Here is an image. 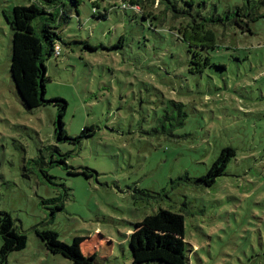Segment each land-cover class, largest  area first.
Listing matches in <instances>:
<instances>
[{"label":"rangeland","instance_id":"1","mask_svg":"<svg viewBox=\"0 0 264 264\" xmlns=\"http://www.w3.org/2000/svg\"><path fill=\"white\" fill-rule=\"evenodd\" d=\"M153 1L67 3L44 98L66 102L67 136L87 128L70 143L55 141L59 108L26 109L9 73L13 7L46 1L0 0V211L27 237L0 264H134L127 237L158 209L184 217L171 255L185 264H264V17L250 31L208 21L215 48L194 55L181 13L210 20L244 0ZM224 148L234 156L203 186ZM51 183L68 194L53 216Z\"/></svg>","mask_w":264,"mask_h":264},{"label":"trees","instance_id":"2","mask_svg":"<svg viewBox=\"0 0 264 264\" xmlns=\"http://www.w3.org/2000/svg\"><path fill=\"white\" fill-rule=\"evenodd\" d=\"M45 1L46 3H31L28 6L13 7L10 20L12 38L9 73L26 109H37L47 105L59 108L57 119L54 122L55 141L78 143L81 138L85 137L87 128H83L79 136H67L62 121L63 112L67 106L66 102L59 98L51 100H45L44 98L45 84L48 81L45 61L52 56L56 57L54 47L59 45L58 29L70 19L68 8H66L69 0ZM72 1L76 5L77 0ZM191 1L193 0L188 1L190 6ZM156 2L159 4L158 0H154L153 4ZM130 5H134L133 7L141 10L136 2ZM187 13V10H184L181 15L191 20L187 21L185 26L182 25L181 30L183 39L189 46V51L195 55L197 52L192 50L194 46L199 45L196 50L215 48L213 30L205 28L208 21L212 23L220 22L223 25L233 23L242 30L250 31L249 24L264 17V0H244L241 5L234 7L233 10H228L223 16L217 15L214 10V18L212 17L210 20L197 21L196 18L199 14L187 16ZM98 16L103 17V15ZM199 31L204 32V34L199 36ZM185 33L188 34V37ZM193 44L197 45L193 46ZM175 106L177 109L180 108L179 105ZM50 149L58 152L57 147L49 146L45 150ZM234 154L235 152L231 148L222 149L206 173L200 177L199 182L206 187L212 186L216 178L223 174ZM68 155L61 154L62 157L58 163L64 166L67 165L66 157ZM51 163L53 162L51 161ZM41 172L47 180L53 178L48 177L44 171L41 170ZM69 174L77 175L79 172L72 170ZM51 184L56 188L63 189L62 194L42 202L43 204L50 203L53 205L52 208H48L50 215L53 216L55 212L63 209L64 197H67L68 194L63 184ZM183 234L184 217L182 214L166 209H158L156 212L145 216L141 221L134 223L133 230L127 237L132 263L185 264L182 261L183 258L171 255L172 251L175 255L182 254L184 247ZM0 241L1 261H4L9 253L25 248L27 242L26 235L16 225L11 216L2 211H0Z\"/></svg>","mask_w":264,"mask_h":264},{"label":"built area","instance_id":"3","mask_svg":"<svg viewBox=\"0 0 264 264\" xmlns=\"http://www.w3.org/2000/svg\"><path fill=\"white\" fill-rule=\"evenodd\" d=\"M54 55L58 56L59 55V48L57 47L56 49H54Z\"/></svg>","mask_w":264,"mask_h":264}]
</instances>
